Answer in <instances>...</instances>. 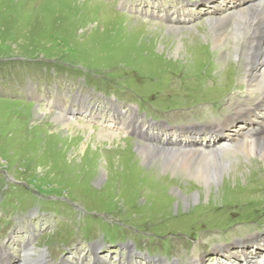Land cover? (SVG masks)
I'll return each mask as SVG.
<instances>
[{"label":"rangeland","instance_id":"1","mask_svg":"<svg viewBox=\"0 0 264 264\" xmlns=\"http://www.w3.org/2000/svg\"><path fill=\"white\" fill-rule=\"evenodd\" d=\"M157 1L169 10L177 2L169 20L187 27L156 17ZM245 2L145 0L137 11L124 0H0V245L12 264L28 248L48 264H81L95 244L114 264L126 260L127 244L132 264H184L201 253L207 264H240L247 249L264 256V160L234 135L256 127L246 110L264 89L248 86L244 29L233 36L227 21L216 45L211 20ZM57 103L77 120L91 107L93 115L73 118L87 131L55 120L48 111ZM134 112L165 146L220 145L214 162L230 169L208 188L178 161L146 158L147 140L116 128Z\"/></svg>","mask_w":264,"mask_h":264},{"label":"bare ground","instance_id":"2","mask_svg":"<svg viewBox=\"0 0 264 264\" xmlns=\"http://www.w3.org/2000/svg\"><path fill=\"white\" fill-rule=\"evenodd\" d=\"M146 1L150 2V0H146ZM125 2L130 3L129 7H133V8L135 7L134 9L137 10V5L140 3H145V0H137V1L136 0H124V3ZM155 3L162 6L161 8L163 10L160 14H156L155 16L158 17L161 21L168 20L167 25L169 26V28H172L176 31L178 29L187 27L184 25L181 26V24L177 25L171 20H169L171 18L177 17L176 14L178 13L179 8H180V5H177L178 4L177 2L174 1L170 4L171 6H173L171 10L168 9V6H167L168 4L161 3L160 1H157ZM223 14L224 15L222 17L219 15H214L213 17H211V20L213 21L214 33L216 35V38H215L216 45H217V42H222L225 39L224 31L228 29L227 21L231 23V25H233L232 32H231V35L233 36H237L239 34L237 30H240V28H243L244 32H242V37L244 36L243 38L248 44L246 53L248 54L249 60H250L249 61L250 63L246 65L248 67V70H247L248 86L250 87L255 86L256 89L262 91V89H264V0H246L244 4H241L240 6L237 5L235 8H231V10H226L225 12H223ZM170 15H171V18H170ZM146 20L147 19H142V21L144 22H146ZM240 20L244 22L246 20L251 22L252 27L250 28L243 27L241 24H239ZM238 67L242 70L241 67H244V66L240 65ZM242 73H243V70H242ZM34 91H36V88L34 89ZM48 102H49V105H51V102L50 101ZM56 105L58 107L56 109L59 112H57V110L55 112H53V110L48 111L49 114L54 115L55 120H58L61 122H72V124L80 126L83 132L87 131L86 126L78 124L76 121H79L80 119L84 120L86 116L93 115L92 112L88 111V109H90L91 107L85 106L84 109L87 110L86 114L84 115V117L81 116L79 117L80 119L77 120L74 118V116L71 115V112L75 111L74 109H72L70 112V111H67L68 108L62 107L61 104L57 103ZM210 105L212 106L211 103ZM50 108L51 106L49 107V109ZM116 108L118 109V107ZM98 109L96 108L98 113H101L99 111L100 109L99 110ZM199 109L201 110L200 111L201 113H204L203 109L201 108ZM119 111L120 113H123V111L121 110H118V112L116 110L115 112L119 113ZM244 111L245 109L241 108L237 110L236 114H239ZM246 113L250 116L251 114H253L252 115L253 119L256 120L257 125L256 127L247 128L244 131L241 128H240L241 130L239 128L234 130V135H236L235 137L236 146L240 145L239 147H242L243 150L248 155L260 154L259 157L264 160V92L262 95L259 96L258 104L253 108L247 109ZM135 114L136 113L134 112L132 116L122 115L120 118H118V121H116V123H118L119 125L116 128L119 131H124V132H128L131 130L137 136L143 137L144 139H146L147 144L145 146L139 145L142 148V152L144 153L146 158H149V156L152 157L153 154H156L157 159H159V161L168 160L166 165L170 168H172L173 165H175V168H176V163L179 162L181 166L180 171H183L184 173L187 172L188 174H191V175H193L192 173H194V175H196L197 177H200L201 175V179L200 180L196 179V180L202 184H205L208 188L211 186L212 181L216 182L217 178H219L220 176L219 175L220 173H223L224 171H227L230 169V166H229L230 164L227 163L226 161H222L221 164H217V165L215 164L216 162H214L216 161L215 153L219 149L218 146L220 147V145L216 146L217 144H215L216 147L214 146L205 147L202 145L194 144L192 142V144H189L187 146H180V147H178L177 145L165 146L164 143L162 142L164 141L163 137L159 135L156 136L153 132L151 133L147 132L145 130L146 127L144 126L143 121L138 120L137 115ZM235 115H233V117ZM107 118L115 121V117L111 115L110 113H108ZM225 121L226 123L222 122L223 127H229L231 120L229 118H226ZM109 125H112V124H109ZM94 135L97 137H103L105 139L112 140L118 134H114L113 132H109V131L107 132L104 130H94ZM226 145H229V142L224 143V146ZM179 158L180 159L182 158V160L180 161ZM251 163H253L252 166L255 169L254 171L255 174L263 175L261 168H259V165H260L259 160L252 159ZM245 193L247 192L245 191ZM247 194H245V196ZM233 233L234 232H230L228 235H232ZM235 235L237 234H234L233 236ZM212 236L216 239V240L214 239L215 241H220V239L222 238V233L213 234ZM98 247L99 246L96 244L92 245L91 248L94 253L98 252ZM124 250L128 253V258L126 261H124L121 264H131L130 263L131 261L129 260V258L134 257L135 255L133 246H131L130 244H127L125 245ZM248 251L249 249H247V251L246 250L243 251V262L240 264H264V256L259 257L258 255H255L256 253L254 251H251V250L249 252ZM239 252H241V250L236 251V253H239ZM202 254L204 253L197 254L195 255V257L193 255L190 256L191 258L188 257V259L185 261L184 264H207L206 259H208V257H204ZM108 259L109 258H106V255L98 254L95 256L94 260L91 263L87 262V263H81V264H114L111 261L109 262ZM155 263L156 264H168L161 258H158L157 261L154 260L153 264ZM0 264H12V255L9 253V250L4 245H0ZM19 264H48V262L43 253H40L37 257H34V250L32 248H28V250H26L24 253L23 260H21ZM61 264H71V263L62 262ZM172 264H180V263L177 261H174Z\"/></svg>","mask_w":264,"mask_h":264}]
</instances>
